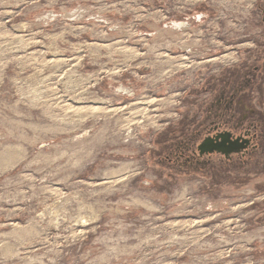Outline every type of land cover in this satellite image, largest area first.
<instances>
[{
  "label": "rangeland",
  "instance_id": "obj_1",
  "mask_svg": "<svg viewBox=\"0 0 264 264\" xmlns=\"http://www.w3.org/2000/svg\"><path fill=\"white\" fill-rule=\"evenodd\" d=\"M263 35L264 0H0V264H264V179L155 155Z\"/></svg>",
  "mask_w": 264,
  "mask_h": 264
},
{
  "label": "flooded vegetation",
  "instance_id": "obj_2",
  "mask_svg": "<svg viewBox=\"0 0 264 264\" xmlns=\"http://www.w3.org/2000/svg\"><path fill=\"white\" fill-rule=\"evenodd\" d=\"M262 38L253 51L203 77L198 115L179 120L157 145V161L171 174L235 184L264 179Z\"/></svg>",
  "mask_w": 264,
  "mask_h": 264
},
{
  "label": "bare ground",
  "instance_id": "obj_3",
  "mask_svg": "<svg viewBox=\"0 0 264 264\" xmlns=\"http://www.w3.org/2000/svg\"><path fill=\"white\" fill-rule=\"evenodd\" d=\"M67 12V11H66ZM65 12V13H66ZM78 12V11H77ZM80 12H81V10H80ZM66 15V14H65ZM65 15L63 16V17H65ZM80 15H81V13H80ZM77 16H79V14H76V17ZM67 17V16H66ZM82 17V16H81ZM68 18V17H67ZM187 25H181V24H178V23H172V29L174 30V31H184V30H186L187 29ZM183 50V49H182ZM222 59V58H221ZM223 60H225V58H223ZM183 64V63H182ZM180 65V64H179ZM120 87H122V86H120ZM119 87V89H116V93H121V92H123V93H127V94H129V92H128V90L127 89H123V88H120ZM103 102V101H102ZM102 102H101V104H102Z\"/></svg>",
  "mask_w": 264,
  "mask_h": 264
},
{
  "label": "water",
  "instance_id": "obj_4",
  "mask_svg": "<svg viewBox=\"0 0 264 264\" xmlns=\"http://www.w3.org/2000/svg\"><path fill=\"white\" fill-rule=\"evenodd\" d=\"M178 24H181V25H186V24H184V23H178Z\"/></svg>",
  "mask_w": 264,
  "mask_h": 264
}]
</instances>
